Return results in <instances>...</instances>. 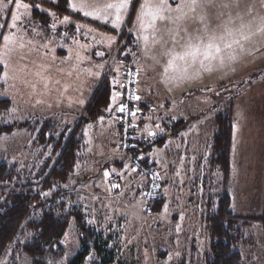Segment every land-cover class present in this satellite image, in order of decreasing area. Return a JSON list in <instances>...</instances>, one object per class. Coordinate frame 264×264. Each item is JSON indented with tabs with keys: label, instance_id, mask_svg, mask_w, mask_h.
Returning <instances> with one entry per match:
<instances>
[{
	"label": "rangeland",
	"instance_id": "1",
	"mask_svg": "<svg viewBox=\"0 0 264 264\" xmlns=\"http://www.w3.org/2000/svg\"><path fill=\"white\" fill-rule=\"evenodd\" d=\"M142 2L143 0H137V8ZM50 3L52 0H44L41 8L46 11L42 12L55 14L46 6ZM242 3L245 4L244 0H240L239 7L227 11L237 14L243 6ZM4 4L5 8L0 12V23L5 19L10 22L8 7L15 10L14 4L7 5V0H4ZM20 11L23 13L24 10ZM30 12L27 16H22V22H18L20 28L16 31L31 39L33 25H38L35 31L40 35L35 36L33 43L39 45V50L17 48L13 66L25 67L27 71L18 72L16 79L10 78L7 84L0 85V101H9L10 107L16 108L15 119L4 117L8 122L0 120V127L14 126L11 133L0 136L7 137L6 140H0V163L15 166L18 172V179L7 185L2 190L3 193L31 189L34 196L41 201H48L50 206L64 203L65 211L78 208L86 215L87 221H95L91 225L102 240L107 242V249L113 251L114 261L111 264H205L209 251L205 223L209 211L207 199L219 193L221 180V173L218 169H213L210 163L211 138L215 132L214 118L229 107L232 124L236 123L239 127L237 153L235 157L232 151L230 153L227 183L231 198L230 209L239 218L254 220L244 230V242L238 247L241 264H264V231L261 224L255 221L264 214V57L244 55L231 68L220 70L214 67L212 72L200 70L198 78L185 82L180 87H165L161 82L163 68L159 70V75L152 71L147 75L151 76L149 83L152 84L154 93L152 109L156 111L149 110L148 116H152V121L145 120V124L151 123L155 130L154 123L159 122L165 128L164 134L158 135L156 139H165L163 145L153 146L144 155L157 167L161 180L159 197L164 200L159 213H152V210L148 213L140 199L143 182L134 172L127 170L132 167L133 158L117 150V119L113 118L115 113L109 114L106 111L101 116L104 118L103 122L99 118L94 124L81 128L85 149L65 184L45 185L43 179L47 173L40 174L48 161L50 167L56 163L53 143L42 144L38 140L43 124H49L46 137L52 135L56 140L63 131L67 136L71 135L80 123L97 87L104 78L111 80L114 74L109 69L114 65L118 43L109 49L104 44L95 43L93 34L86 37L85 29L92 28L97 40L107 35L118 41L123 30L125 34L134 33L136 30L133 28L136 22L135 13L129 25L128 16H125V24L119 30H113L110 25H103L82 14L73 13L68 25L61 24L62 19H56L57 31L53 32V17L49 16L51 22L46 30L34 22ZM233 14V17L242 15ZM72 16L79 17L80 21ZM225 16L227 19V15ZM55 17L57 18L56 15ZM77 24L84 26L80 33L76 32ZM217 24L219 22L213 18V27ZM196 27L192 25L190 31H195ZM73 28L75 31L72 32ZM5 34H8L7 29ZM73 37L80 44L92 45L84 53L89 59L80 64L78 70H73L72 67L76 64L74 53L73 59L66 61L69 50L74 48ZM43 44H48L52 51L45 49ZM135 47L131 51L136 53L137 59L140 45L136 43ZM95 51L105 52L103 59L107 60L100 79L89 77L85 71L92 68L93 64L103 62L101 58L95 57ZM129 56L130 63L137 68L134 57ZM244 59L247 60L246 64ZM37 64H44L49 68L46 74L51 80L48 89L33 75ZM121 79L123 80L122 68ZM57 80L59 84L55 83ZM26 81L36 83L35 92ZM38 100L40 103H37ZM160 105L164 107L161 108ZM6 111L7 109L0 110V114ZM205 115L210 118L199 123ZM173 116L175 119H171ZM157 117L162 119L157 120ZM180 119L184 121V125L172 130L171 122ZM24 124L26 127L17 128ZM193 126L194 130H190ZM143 129L144 127H136V132L141 134L139 137H146ZM85 130L87 136L84 135ZM184 133L186 135H181ZM169 141L171 144L165 149L164 146ZM181 156L185 160L183 164L179 159ZM204 156H207L206 161L202 159ZM156 159L166 163L157 164ZM178 169L179 177L175 175ZM105 171L109 172L107 180L104 177ZM113 177H117L116 184L119 187L110 191ZM45 192L49 193L47 197H43ZM165 204L168 205L166 215L163 214ZM35 215L40 216V211ZM26 232L31 234L27 239L21 231L12 242L14 244L17 239L24 241L17 247L21 258L27 257L20 251L33 236L31 232ZM61 244L64 253L56 261L69 264L81 248L73 220H70ZM13 258L14 254L8 257L9 260ZM48 260L49 258L38 262L47 264ZM83 264H102L92 247Z\"/></svg>",
	"mask_w": 264,
	"mask_h": 264
},
{
	"label": "snow or ice",
	"instance_id": "2",
	"mask_svg": "<svg viewBox=\"0 0 264 264\" xmlns=\"http://www.w3.org/2000/svg\"><path fill=\"white\" fill-rule=\"evenodd\" d=\"M44 0H38L34 4L35 9L46 11L41 8V4ZM65 3L68 14L63 16L60 23L63 25H68L70 23V16L73 13L82 14L86 18H91L93 21H99L103 25H110L111 29L119 30L122 24H125V16H128L129 22L132 21V13H135V23L133 28L136 29V43L140 45V52L144 54L146 58H151L153 61L156 60L155 56L149 57V52L151 50L150 45L155 47L157 45L165 48V54L168 57L167 63L163 66L162 73V83L166 88L169 86L180 87L185 82H190L196 79L200 75V70L204 72H212L213 68L223 70L225 68H231L232 64L235 63L238 58H242L244 55H252V52L246 48V44L252 42V37L256 35L264 36V16L259 18V23L257 24L254 20L243 22V18L237 15L233 17L230 10L233 7H239L240 0H177L175 5L170 2V0H143L137 8V0H52V3L57 6L59 3ZM15 10L8 7V12L11 15V20L5 19L0 23V85L7 84L8 80L16 79V74L18 72H26L25 67L19 65H14V54L17 48L24 49L28 47L33 51L39 50V45L33 43L35 36L40 35L35 29L38 25H33L32 38L29 39L21 32L16 31L20 28V23L22 22V16H27L31 11L30 3L23 2V0H7V5H13ZM262 6H264V0H262ZM5 8L4 0H0V12ZM23 9V13H21ZM131 9V12H130ZM49 16L53 17V23L51 25V30L53 32L57 31L56 27V17L52 12L47 13ZM227 15V19H222ZM213 18L221 23L213 27ZM241 21L238 25L236 21ZM196 25L195 31H190V27ZM84 28L83 25H76V32L80 33ZM5 29H7L8 34H5ZM88 34H93V40L95 43L104 44L109 49L116 45L118 41L114 39L113 36H101L100 39H96L94 30L92 28L85 29V36ZM74 48L69 50V56L67 60L74 59L76 64H74L73 70H78V66L83 64L85 60L89 59L88 56L84 55L92 45L80 44L78 40L73 37ZM171 43L172 47L167 48V45ZM177 44L180 46V50L177 51ZM45 49H49L48 44L42 45ZM62 47V45H60ZM255 47V45H253ZM259 51H264V47L258 49ZM120 52H124V48L119 49ZM95 57H99L103 62H97L92 65V68L86 69V74L89 77H94L97 79L101 78V73L105 69L107 60H104L105 52L95 51ZM128 55L134 57V63L136 65L139 61L135 58L136 53L129 50V53L125 55L124 61H120L118 58L115 59L114 65L110 67L109 71L114 73L111 79V95L110 102L106 111L109 114L118 113L120 116L113 117L114 119L120 120L123 123H128V117H131L130 126L136 129L135 121L138 118L139 108H132L129 103L124 101V92L127 93V100L132 102H139L141 96L136 94V91L128 88L127 84L137 83L135 76H138L141 69L136 68L135 73L132 70H126L124 72L127 78V83L125 80L121 79V68L124 67V62L127 61ZM198 65V67H196ZM36 72L33 73L40 82L43 83V87L48 89L49 83L51 82L50 77L46 75L49 71L47 65L37 64ZM191 69V71H190ZM234 70V69H233ZM33 91L36 90V83L26 81ZM59 84V81H55ZM209 91H212L209 88ZM217 95L219 93H216ZM37 103H40L38 100ZM83 103V101H81ZM161 108L164 105H160ZM150 111L155 112L156 109H151ZM15 107H10L7 109L6 113L0 114V120L3 122H8L4 117L15 119ZM210 117L205 115L199 123H204L206 119ZM103 117H100V121L103 122ZM148 121H152V116L149 115L144 117ZM162 118L157 117V120ZM175 119V116L171 117ZM153 130L152 125L145 124L143 132L146 134V138L149 140H154L158 135H162L165 132V128L161 127L159 122L154 123ZM127 130V129H125ZM194 130V126L192 129ZM232 131V144L231 151L233 156L237 153V134L239 131L238 124L233 123L231 126ZM15 135V134H13ZM84 135L87 136V130H85ZM186 135V133L181 134ZM7 137H0V140H6ZM171 141L165 144V149L169 147ZM136 145H132L133 150ZM159 155V150L157 152ZM133 159L144 160L145 157L142 154H137L134 152ZM181 164L185 162L184 157L180 158ZM194 159V158H193ZM205 161L207 156L202 157ZM157 164L164 165L166 162L161 159H156ZM79 167V165H77ZM202 167V166H201ZM235 170V165H233ZM132 172L136 171L135 167H131ZM19 171V170H18ZM219 172V170H217ZM121 175V174H118ZM148 175V174H142ZM153 181V188H159L161 185L157 183L160 180L158 173H150ZM175 175L180 176V170H176ZM104 177L107 180L109 177V172H104ZM183 183V181H181ZM119 185L111 184V189L118 188ZM167 192V189H165ZM151 193H149L150 195ZM49 193H43V197H47ZM35 205L33 209L35 210ZM143 211V208L140 209ZM168 213V205H164L163 214ZM183 219V217H181ZM95 221L89 220L88 223H94ZM21 231L25 235V239L31 234L26 232L27 222L22 224ZM179 230V226H178ZM24 243L23 240L17 239L14 244L9 245V249L5 251V256L0 259V264H43L42 261L38 262L35 260H29L27 257H20L17 247L19 244ZM15 255V258L9 260L10 255ZM65 255V259H66ZM47 264H63V261H56L54 259H49Z\"/></svg>",
	"mask_w": 264,
	"mask_h": 264
},
{
	"label": "trees",
	"instance_id": "3",
	"mask_svg": "<svg viewBox=\"0 0 264 264\" xmlns=\"http://www.w3.org/2000/svg\"><path fill=\"white\" fill-rule=\"evenodd\" d=\"M23 2L30 3V6H32L30 14L34 22L48 30L51 22L49 15L34 8V4L38 0H23ZM46 6L55 12L57 19H63V16L69 12L67 5L63 2L59 3L58 6L52 3L46 4ZM133 16L134 13H132V19ZM72 17L80 21L79 17ZM129 23L128 20L127 25ZM104 30L108 31L106 28ZM73 31H75V28L72 29ZM135 46L136 39L134 35L132 33L125 34V30H123L118 40L116 58L124 61L125 55L129 53V50H135ZM120 48H124V52H120ZM127 61L130 62L129 55ZM0 75H2V72H0ZM110 82L111 80L104 78L100 86L97 87L86 106L80 123L77 124L76 130L71 135L67 136L63 131L56 137V140L52 135L46 137L49 124H43L38 140L42 144L53 143V154L56 155L55 165L50 167L48 161L40 173H47L43 179L45 185L65 184L68 181L80 154L85 149L81 128L87 124H94L105 114L112 91ZM10 105L9 101L2 100L0 101V110L8 109ZM214 122L215 132L211 138L210 163L213 169H218L221 173V180L219 182V193L209 197V200L207 199L209 211L205 217V223L209 238V251L205 264H241V254L238 247L244 242V230L254 220L239 218L233 215L230 209L231 198L227 191V183L230 173L232 143L231 108H225L215 115ZM182 125H184V121L181 119L171 122L172 130H176ZM24 127H26L25 124L17 128ZM13 129L14 126L0 127V136L11 133ZM164 140L160 139L153 143H143L141 140L135 141V149H130L126 155L132 158L135 152L144 156L153 146H162ZM142 162L144 165L157 168L147 157ZM16 179H18V172L15 166L0 163V200L2 198L0 201V259L5 256V251L9 249V245L21 232L20 226L26 222V230L31 232L33 236L31 241L21 248L20 252L35 261L48 258L60 259L64 253L61 240L70 220H73L77 228L81 248L69 264H83L90 247H92L96 256L101 259L102 264H111L114 261L113 251L107 249V242L102 240L96 229L86 220V215L78 208L65 211L64 203L50 206L48 201H41L34 196L31 189L25 191L11 190L4 194L2 190ZM141 187L142 191L145 188L144 182ZM163 203L162 197H158L151 208L152 213H159ZM34 205L36 206L35 210L33 209ZM37 211H40V216L35 215ZM255 221L261 224L264 231V214Z\"/></svg>",
	"mask_w": 264,
	"mask_h": 264
},
{
	"label": "built area",
	"instance_id": "4",
	"mask_svg": "<svg viewBox=\"0 0 264 264\" xmlns=\"http://www.w3.org/2000/svg\"><path fill=\"white\" fill-rule=\"evenodd\" d=\"M126 70H132L135 73L136 69L134 68V66L129 61L124 62V67H122V73H123V80H125V82L127 83V78L124 75V72ZM135 79L138 80V76H135ZM136 86H137V83L127 84V87L135 90L136 94H137ZM121 91L124 92V101L126 103H129L132 108H138L139 103L128 101L126 91L125 90H121ZM115 114H116V117L121 115L118 113H115ZM136 121H135V123H136ZM130 124H131V117L130 116L128 117V123L127 124L123 123L120 120H117L118 136H117L116 146H117V150L119 152L127 153V151L132 149V145L135 144V141L141 140L143 143L152 142V141L154 142L158 138V136H157L156 139L149 140L146 137H139L137 132H136V129H133L130 126ZM136 126H137V123H136ZM125 129H127V130H125ZM131 163H132V167L136 168V171L134 173L145 184V188L141 191L140 199H141V201L144 202L145 211H147L149 213L151 211L153 204L155 203V201L159 197V189H160V187L155 188V189L153 188V181H152V176L150 175V173H158V171H157V169H155L152 166L144 165L142 160H140V159H132ZM142 174H148V175H142ZM117 180H118L117 177H113L110 181V184H116ZM157 183L160 184L161 180L157 181ZM149 193H151V194L149 195Z\"/></svg>",
	"mask_w": 264,
	"mask_h": 264
},
{
	"label": "crops",
	"instance_id": "5",
	"mask_svg": "<svg viewBox=\"0 0 264 264\" xmlns=\"http://www.w3.org/2000/svg\"><path fill=\"white\" fill-rule=\"evenodd\" d=\"M176 2H177V0H173V2H172L173 5H175ZM244 2H245V4L242 3L243 6L238 10L237 14H242L240 17L243 18V22H245V23H247L248 21L254 20L258 24L259 18L264 13V6H262V0H244ZM240 11H241V13H240ZM231 14H233V13L231 12ZM237 14H233V15H237ZM223 19H226V16ZM218 22L221 23L220 21H218ZM240 22L241 21L237 20L236 24L237 23L239 24ZM132 34L134 35V37L136 39V30ZM253 45H255V47H253ZM262 47H264V36H261V35L253 36L252 42L249 44H246V48L252 52V55H245V56L246 57L247 56L264 57V51L258 50V49H261ZM250 60H248V61H250ZM244 62L246 64L247 60L244 59ZM149 74H151V71H146L143 73H141V71H140V73L138 75L136 90H137V94L141 96V100L138 102L139 103L138 108L140 110L139 114H138V118H137L138 128L144 127L145 120H146V119H144V117H147L149 114V110H151L153 108L152 99L154 98V96H153L154 93H153V90L151 87L152 84L149 83V82H151V80L149 79L151 76H147ZM164 103L167 104L168 102H164ZM115 117H116V115H115ZM139 121H142V122L139 123ZM115 131H116V135H118L117 129ZM137 134H138V132H137ZM138 135H141V134H138Z\"/></svg>",
	"mask_w": 264,
	"mask_h": 264
},
{
	"label": "clouds",
	"instance_id": "6",
	"mask_svg": "<svg viewBox=\"0 0 264 264\" xmlns=\"http://www.w3.org/2000/svg\"><path fill=\"white\" fill-rule=\"evenodd\" d=\"M171 47L172 45L171 43H169L167 45V48H171ZM150 48L151 50L149 52V57L155 56L156 60L153 61L151 58H146L144 54L140 52L137 57V60L139 61V63L137 64V67L141 69V73L146 72V71H152V72L157 73V75H159V70L163 68V66L166 65L168 57L165 54L164 47L159 46V45L152 47L150 45ZM176 48H177V51L180 50L179 44H177Z\"/></svg>",
	"mask_w": 264,
	"mask_h": 264
}]
</instances>
